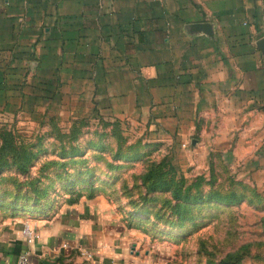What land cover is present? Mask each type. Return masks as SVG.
I'll return each mask as SVG.
<instances>
[{"label": "crops", "instance_id": "1", "mask_svg": "<svg viewBox=\"0 0 264 264\" xmlns=\"http://www.w3.org/2000/svg\"><path fill=\"white\" fill-rule=\"evenodd\" d=\"M263 35L264 0H0V104H33L34 89L47 86L54 93L37 98L61 102L70 90L257 160ZM94 203L86 220L70 210L32 221L31 264H157L135 232L101 216L103 199ZM24 246L17 230H2L0 264H15Z\"/></svg>", "mask_w": 264, "mask_h": 264}, {"label": "rangeland", "instance_id": "2", "mask_svg": "<svg viewBox=\"0 0 264 264\" xmlns=\"http://www.w3.org/2000/svg\"><path fill=\"white\" fill-rule=\"evenodd\" d=\"M65 94L0 104V232L24 240V222L103 199L101 216L135 232L157 264H264L263 152L254 160L198 129L183 137L151 113Z\"/></svg>", "mask_w": 264, "mask_h": 264}, {"label": "built area", "instance_id": "3", "mask_svg": "<svg viewBox=\"0 0 264 264\" xmlns=\"http://www.w3.org/2000/svg\"><path fill=\"white\" fill-rule=\"evenodd\" d=\"M21 233L24 237L25 246L18 251L15 264H31V250L29 246L35 240L37 234L29 222L23 223ZM62 246L66 247L67 243L63 242ZM80 254L88 258H91L93 255L92 252L86 248L80 249Z\"/></svg>", "mask_w": 264, "mask_h": 264}, {"label": "trees", "instance_id": "4", "mask_svg": "<svg viewBox=\"0 0 264 264\" xmlns=\"http://www.w3.org/2000/svg\"><path fill=\"white\" fill-rule=\"evenodd\" d=\"M52 89L50 88V87H45V88H36V90L34 89V96H33V100H35V99H38L37 98V96H40V97H47V96H50L49 94H53L54 93V91H52ZM39 97V98H40ZM6 140H4V139H2V142H1V146H4V142H5ZM174 196H178V195H176L175 193H174Z\"/></svg>", "mask_w": 264, "mask_h": 264}, {"label": "water", "instance_id": "5", "mask_svg": "<svg viewBox=\"0 0 264 264\" xmlns=\"http://www.w3.org/2000/svg\"><path fill=\"white\" fill-rule=\"evenodd\" d=\"M257 45L259 48H261L264 51V35L258 39Z\"/></svg>", "mask_w": 264, "mask_h": 264}]
</instances>
